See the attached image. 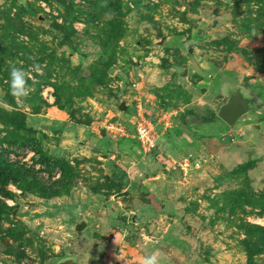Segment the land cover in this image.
Wrapping results in <instances>:
<instances>
[{
    "label": "rangeland",
    "instance_id": "rangeland-1",
    "mask_svg": "<svg viewBox=\"0 0 264 264\" xmlns=\"http://www.w3.org/2000/svg\"><path fill=\"white\" fill-rule=\"evenodd\" d=\"M13 64L42 66L24 106L9 91ZM225 82L263 111L225 125ZM0 101V158L27 180L0 176L11 193L0 194V264H141L153 252L161 264H264V0H0ZM159 108L173 111L166 132ZM135 110L158 133L132 152L150 157L149 173L168 160V138L203 133L197 154L179 157L189 163L163 216L135 211L136 143L105 129L131 132ZM36 123L46 131L26 128ZM77 210L89 223L71 232Z\"/></svg>",
    "mask_w": 264,
    "mask_h": 264
},
{
    "label": "crops",
    "instance_id": "crops-1",
    "mask_svg": "<svg viewBox=\"0 0 264 264\" xmlns=\"http://www.w3.org/2000/svg\"><path fill=\"white\" fill-rule=\"evenodd\" d=\"M197 127L195 128L199 130ZM218 129H221V127ZM199 132L200 133L197 134V139L194 138V136L191 137L185 134L182 136H176L174 138H168V141L165 142V147H163L166 154L165 156L168 157V160L165 161L164 164L161 163L160 166H158L157 169H154V171L151 173L148 172L149 170H147L145 166L147 161H150V157L138 155L134 156L135 153L132 155L135 147H138L137 152H139V146L135 140L129 137L132 142L136 143V145L131 147V150L128 151V154H131L133 159H131L132 161L130 160V167L127 175L131 173L133 177L132 179L136 180L135 184H139V187L137 188L138 192L140 194L143 193L144 195L143 198H141L143 200H140L139 198V203L137 205L138 209L135 211H138L139 213L144 212L145 214L149 213L151 216H163L166 214V212H171L172 208L174 207V203H176L171 185L175 183L173 178L175 176L173 175L175 173H179L180 170L179 157H183V154L187 152L197 154L195 149L203 146L202 140L204 139L200 136L203 134L201 133L202 131L199 130ZM174 159H176L178 163H175L176 160L174 161ZM163 168H165L167 171H164ZM179 177L181 178L180 175Z\"/></svg>",
    "mask_w": 264,
    "mask_h": 264
},
{
    "label": "water",
    "instance_id": "water-1",
    "mask_svg": "<svg viewBox=\"0 0 264 264\" xmlns=\"http://www.w3.org/2000/svg\"><path fill=\"white\" fill-rule=\"evenodd\" d=\"M161 39L158 40V44ZM184 72V71H183ZM221 94L224 96V101L220 103L216 110V116L227 126H232L236 121L250 111L262 112V105L257 101L253 94L244 86L236 83H224L221 87ZM127 103L123 99H119L116 104V109L125 111ZM26 128L33 130L46 131L45 123L27 124ZM75 133H82L84 128H72ZM89 223L87 218H84L80 211L74 212L73 217L69 219V229L71 232L82 231ZM56 264H76L72 258L63 259Z\"/></svg>",
    "mask_w": 264,
    "mask_h": 264
},
{
    "label": "built area",
    "instance_id": "built-area-1",
    "mask_svg": "<svg viewBox=\"0 0 264 264\" xmlns=\"http://www.w3.org/2000/svg\"><path fill=\"white\" fill-rule=\"evenodd\" d=\"M157 115L160 116L158 124L163 126L164 130L161 132L166 131L165 127H167V120L166 116H171L173 111H163V108L157 109ZM156 124V123H155ZM106 130H110L115 134H119V136H128L131 137L139 146V150L142 153H147L151 149L154 148L156 144V140L158 137V133L155 130L154 123L149 120L148 117L145 116L144 111L135 110L133 115V122H132V130L131 132H127L125 126L121 125L116 121H110L108 125L105 127ZM187 158H182V163L179 164V167L182 169L183 166H186L189 162L186 161Z\"/></svg>",
    "mask_w": 264,
    "mask_h": 264
},
{
    "label": "clouds",
    "instance_id": "clouds-1",
    "mask_svg": "<svg viewBox=\"0 0 264 264\" xmlns=\"http://www.w3.org/2000/svg\"><path fill=\"white\" fill-rule=\"evenodd\" d=\"M21 3H25V0H21ZM101 6L106 7L107 5L104 3ZM105 15L114 17L115 14L109 11ZM40 72H42V66L39 64H33L29 69L23 66H16L15 64L10 67L8 78L9 91L21 106H24L25 100L31 95L32 86L29 81L33 80V73ZM0 104H3V102L0 101ZM141 264H161L160 254L153 252L141 258Z\"/></svg>",
    "mask_w": 264,
    "mask_h": 264
},
{
    "label": "trees",
    "instance_id": "trees-1",
    "mask_svg": "<svg viewBox=\"0 0 264 264\" xmlns=\"http://www.w3.org/2000/svg\"><path fill=\"white\" fill-rule=\"evenodd\" d=\"M30 140L31 139H23L22 142H28ZM61 162L62 161L56 159V160H53L52 163L59 167ZM60 167H61V165H60ZM61 169H62V167H61ZM1 175L5 176V178H3V181L4 180L5 181L11 180L13 182V181L17 180L18 181L17 185H19V182H26L27 181L24 178V176H22V174H21V172H20L18 167H15L14 164L7 163L5 160L0 158V176ZM43 188L46 189L45 187H43ZM0 194L3 197L11 196L10 191L5 190L3 188H0ZM55 194H59V192L56 191V190H53L52 192H49V193H46V194L43 193V196L47 197V196H52V195H55ZM7 209H8V206L5 205V203L0 200V214H3Z\"/></svg>",
    "mask_w": 264,
    "mask_h": 264
}]
</instances>
